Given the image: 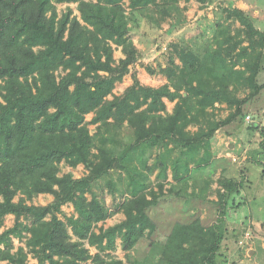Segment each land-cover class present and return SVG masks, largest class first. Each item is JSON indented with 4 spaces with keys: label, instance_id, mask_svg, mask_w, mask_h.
<instances>
[{
    "label": "trees",
    "instance_id": "16d2710c",
    "mask_svg": "<svg viewBox=\"0 0 264 264\" xmlns=\"http://www.w3.org/2000/svg\"><path fill=\"white\" fill-rule=\"evenodd\" d=\"M73 2H79L82 19L71 6L59 12L57 4ZM169 3L130 0L129 7L155 6L167 14ZM226 11L243 26L245 40L224 28L203 56L176 45L184 74L179 85H144L133 74V84L116 95V83L140 56L125 0H0V264H225L220 255L227 206L244 183L225 175L218 180L220 216L211 239L191 230L179 235L183 240L152 243L140 256L131 252L156 227L147 211L150 203L138 197L149 186L138 165L164 174L171 167L173 178L181 180L192 163H207L211 139L242 114L247 99L237 101L236 111L225 119L215 118L209 108L231 95L230 85L241 72L238 64L253 72L261 67L264 31L243 10ZM114 44L122 48L119 60ZM253 54L258 61L251 62ZM165 99L176 102L172 112ZM89 124L97 125L95 133ZM261 135L264 146V128ZM153 151L155 162L148 166ZM62 162L83 164L88 173L60 175ZM117 170L127 174L132 197L120 206L126 218L105 228L98 225L112 212L94 187ZM40 194L54 199L30 203ZM67 203L76 215L61 218ZM8 214L15 222L4 228ZM14 238L25 239V246L16 247ZM118 238L127 263L111 254ZM87 242L98 251L93 254ZM29 255L38 262L30 263Z\"/></svg>",
    "mask_w": 264,
    "mask_h": 264
},
{
    "label": "rangeland",
    "instance_id": "374dc122",
    "mask_svg": "<svg viewBox=\"0 0 264 264\" xmlns=\"http://www.w3.org/2000/svg\"><path fill=\"white\" fill-rule=\"evenodd\" d=\"M169 1L171 6L167 7L168 13L165 14L166 12L160 11V7L155 6H150L141 11H132L129 7L130 0H125L130 17V35L140 50L139 59L130 66L129 75L131 77L136 74L144 85L157 87L169 83L174 88L182 82L184 74L176 45L187 47L203 56L207 50L216 46V35L224 28L228 29L233 35L239 33V37H244L245 40V34H242L243 26L237 19L228 17L226 11L235 8L232 0H206V2L196 0L200 3V9L211 7L208 11L214 13L213 18L205 13L204 16L196 20H188L185 15V11L190 7L191 0L175 1V6H172V0ZM262 3L264 5V2ZM57 6L60 13L67 6H71L74 14L82 19L79 2L60 3ZM184 28L187 29L184 30ZM247 44V40L243 42V45ZM113 46L116 60L124 57L122 48L115 44ZM262 51L263 55L259 59L261 63L259 73L253 72L243 63L238 64L236 69L241 70V72L230 85L231 95L215 102L214 107L209 108V111L214 113L215 118L225 119L236 111L237 101L247 99L242 103V114L218 129L211 139L209 147L210 162L204 163L207 165L202 167V165L197 166L192 163L190 171L186 173L178 186L173 179L159 186L154 179L155 176H151L154 170H146L140 164L138 165V170L144 171V181L149 184L148 187H152V184L156 182L153 189L156 186L159 188L145 190L141 193L138 197L145 200L144 202L157 200L164 204L171 201V199L177 200L184 197L185 192L188 193L189 198H192L193 194L189 191L190 184H193L191 187L196 193H198V189L206 187V195L210 193L218 201V191L221 188L218 180L221 176L244 178L242 189L245 194L243 196L234 195L227 206V232L220 255V260L225 264H264V146L262 145L263 137L261 135V129L264 128V46ZM250 59L251 62L258 61L254 54ZM147 67L154 69L155 73L148 72ZM126 77L123 81L117 82L114 94L121 95L129 87V85L127 86ZM181 92H184V89ZM109 98H113V96L110 95ZM166 102L168 111H172L176 102L169 99ZM93 116V113L88 114L87 120L90 121ZM96 126L95 124H89L92 133L96 132ZM190 128L196 131L198 126L192 125ZM123 135L128 138V130H124ZM156 154L157 151H153L152 155H149L148 166H153ZM177 154L178 151L167 154L168 160L171 161ZM195 159L197 160V155H195ZM61 168L60 175L72 172L76 178L83 177L88 173L83 164L71 167L62 162ZM111 176L110 178L103 177L96 182L94 187V191L106 202L112 212L107 220L100 222L98 225L105 228L126 218L120 206L125 200L132 197L127 174L123 170H117L113 171ZM110 179L113 180L112 186L108 185ZM253 184H256L255 188ZM178 187H180L179 191H177ZM195 197L194 201L197 204L200 203L208 209L207 219H204L203 223L200 222L204 225L202 228L207 231L209 227L214 231L213 223L217 222L220 216L219 204L216 199ZM89 198H91L90 194ZM53 199L52 194H40L30 203L46 205ZM190 206L191 204L187 203L186 207H182V212H184V208L189 210ZM62 208L61 218H64L65 215H76L73 204L67 203ZM178 208H180V205ZM184 219L186 224H191L194 221L187 219V216L185 218L179 217L181 222ZM160 220L157 232L147 234V237L143 238L131 253L140 256L152 243L156 245L167 244L173 224H168L170 220L168 218V221L163 220V217H160ZM195 221L199 222L200 220L197 218ZM14 222V216H7L4 228L13 226ZM27 222L30 223L29 220ZM206 226L208 227L206 228ZM96 230H98V227ZM191 230L189 225H180L179 235L181 233L186 234ZM177 238L183 240V237L178 236ZM15 244L16 246H25V239L18 240L16 238ZM117 245V250L112 251L111 254L127 263V252L122 249L120 238L117 240ZM87 246L90 247L89 244ZM90 249L93 254L97 252L94 247H90ZM31 257L32 255L29 257V262L33 263ZM87 264L92 263L89 261Z\"/></svg>",
    "mask_w": 264,
    "mask_h": 264
},
{
    "label": "crops",
    "instance_id": "0c3cea01",
    "mask_svg": "<svg viewBox=\"0 0 264 264\" xmlns=\"http://www.w3.org/2000/svg\"><path fill=\"white\" fill-rule=\"evenodd\" d=\"M262 2H264V1L263 0H232V3H234L235 8H239V9L243 10L247 15H249V17L253 21L256 29L264 31V5ZM199 4L200 3H198L196 0L190 1V7L187 11H185V15L188 17V20L200 19L202 16L205 15V13H208V16L210 18L214 17V13L211 11H208L211 7H209V8L204 7L203 9H200ZM186 29L187 28H184V30H186ZM186 36L188 37V35H186ZM244 69L245 68L243 67V70ZM257 72L259 73V71H257ZM125 76H127L126 77V82L128 83L127 86L132 85L133 80L131 81V78L133 79V76L130 77L129 73L126 74ZM125 76H124V78H125ZM157 87H159V86H157ZM166 100H168V99H165V102H166ZM166 104H167V102H166ZM167 109H168V106H167ZM172 111H169V112H172ZM93 115H94V113H93ZM209 162L210 161L208 160L207 163H209ZM205 165H207V164H202V167H204ZM202 167L200 168L201 170H202ZM151 174H150L151 176H153V175L155 176L154 179L159 186L162 184L164 185L167 181H170L171 179H173L176 182L175 184L178 186L179 182L182 180V179L181 180H175L173 178V171H172L171 167L168 168V170L166 171L165 174L162 171L160 172L159 168H155L154 172H152ZM156 182H154V183L156 184ZM154 183L152 184V187H148L145 190H149V189L152 190ZM191 186H193V184H190V187H189V191L193 194V197H192L193 199L191 197L190 198L188 197L187 192L184 193V195H185L184 197H181L177 200L171 199V201H169L168 203H164V204H161L160 201H157V200L151 202L150 200H148L151 198L147 199L149 201V203H152V205L147 208L148 214L156 223V227H155L153 233H156L157 230L159 229V221L162 220V219L160 220V217H163V220H166V221H168L167 218L170 219L168 224L169 223L173 224L172 228L170 230V235H169V239H168L167 244L170 243V241H173V242L176 241L175 239L177 238V236H179L178 232L180 230V225H189L193 231L201 233L209 239H211L213 237L214 232L211 228L209 229V227L206 226V228L208 227L207 231H205V229L202 228V227H204V225L202 224L204 222V219H207V217H208V209L204 208L200 203L197 204L196 201H194V199L196 198L195 196H198L200 198H206L207 197V199H211V200L216 199V201H217V198H214L210 193L208 195H206V193H207L206 187H204L202 189H198L197 190L198 193H196V191L194 192L193 187H191ZM156 187H154L155 190L158 188V187L157 188ZM253 187L255 188L256 184H253ZM172 189H173V187H172ZM179 190H180V187L177 188V191H179ZM185 190H188V189H185ZM195 194H197V195H195ZM244 194L245 193H244L243 189L241 188L240 196H243ZM187 203L191 204V206L189 207L190 209L188 210V209L184 208V212H182V207H186ZM179 205H180V208H178ZM161 207H162V209H161ZM176 214H178V215L176 216ZM9 215L14 216L12 214H8L7 216H9ZM186 216H187V219H190V221H192V220H194V221H192L191 224H186L185 219L183 222L179 221V217L185 218ZM125 217H126V215H125ZM197 218H199V220H200L199 222L195 221ZM200 222H202V223H200ZM182 223H184V224H182ZM215 223H216V221L213 223V226ZM2 230H3V228L0 230V232ZM208 233H210V234H208ZM15 239L16 238H14V243H15ZM88 244L89 243L87 242V245ZM16 247H18V246H16ZM90 247H94L98 251L96 246H90ZM30 256L31 255H29V257ZM31 258H33V261H34L33 263L38 262L37 258H35V257H31ZM5 263H6V261H3V264H5Z\"/></svg>",
    "mask_w": 264,
    "mask_h": 264
}]
</instances>
